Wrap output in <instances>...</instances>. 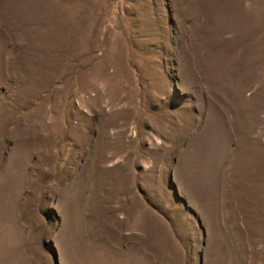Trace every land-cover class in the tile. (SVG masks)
I'll use <instances>...</instances> for the list:
<instances>
[{"label":"rangeland","instance_id":"1","mask_svg":"<svg viewBox=\"0 0 264 264\" xmlns=\"http://www.w3.org/2000/svg\"><path fill=\"white\" fill-rule=\"evenodd\" d=\"M0 264H264V0H0Z\"/></svg>","mask_w":264,"mask_h":264}]
</instances>
